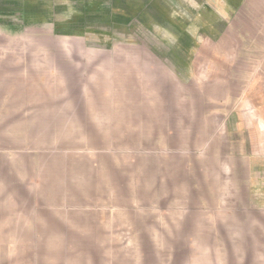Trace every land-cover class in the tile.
Instances as JSON below:
<instances>
[{"label":"rangeland","instance_id":"rangeland-1","mask_svg":"<svg viewBox=\"0 0 264 264\" xmlns=\"http://www.w3.org/2000/svg\"><path fill=\"white\" fill-rule=\"evenodd\" d=\"M65 3L24 15L0 1V264H195L242 248L264 164V0H236L231 31L202 34L201 17L177 30L201 0L175 2L165 26L118 17V0ZM195 54L217 56L218 78ZM211 177L233 221L199 207Z\"/></svg>","mask_w":264,"mask_h":264},{"label":"crops","instance_id":"crops-1","mask_svg":"<svg viewBox=\"0 0 264 264\" xmlns=\"http://www.w3.org/2000/svg\"><path fill=\"white\" fill-rule=\"evenodd\" d=\"M19 1L23 2V4H21L22 5L21 8L24 11V15H27L29 14V12L32 13L34 12L36 14L37 12L41 13L40 9L42 7L40 6H42L44 1H50V9L52 11H55L58 10L60 6H64V5L69 6V4L66 3L61 4L62 2H67V1L73 2L75 0H19ZM82 1L85 2L87 0H82ZM128 1L130 2L129 7L126 5V3H129ZM178 1H190V0H118L119 3L118 6H120L122 9L119 10L118 17L124 18L126 20H130V22H134L136 19L138 21L140 17L146 14L148 18L155 17L157 19L156 22H158V24H161L162 26L170 25L172 23L174 24V22H172L173 20L171 19V17L177 16L178 18H180L182 17L183 14V12L182 14L180 13V15L175 13L176 11L174 9H178L179 4L177 3L176 5L174 4L175 2ZM192 1L195 3L196 0H192ZM243 2L244 0H242V4ZM233 3H236V0H201L200 4L196 3L197 4L196 8L198 10H196L195 12H191L190 16H188L187 14H183L185 21L182 24H184V27L177 25L179 27L177 30L179 31V33L188 34L189 33V30L187 28L188 25L195 22L197 18L201 17L202 21L199 24L200 28L197 29L196 32L202 34L208 31H215V32L231 31L232 25L229 21L230 19L228 18V15L230 14L228 10L237 7L239 9L240 6L242 5V4L236 5ZM223 6L226 7V9ZM123 8H126L127 10L126 9L123 10ZM223 10L226 11L224 12ZM233 14L235 13L233 12ZM188 18L189 21H187ZM213 37H215L214 39H218V36H213ZM204 42L205 44H207L206 38L204 39V41L200 40L196 42L200 44L197 46L195 43L193 47L205 48L208 45H210L209 43L204 47L203 45ZM227 47L230 48L231 46L228 45ZM186 48H190V47L187 46ZM210 48L217 49L222 47L217 46L215 44V45H211ZM215 57L217 56L212 55L211 57H203L201 55L195 54L196 65L200 64L205 66L206 68L205 75L206 77L210 76L211 79L218 78V74H219V62H218L219 59L218 58L216 59ZM224 63L225 62L223 59L222 64ZM212 118L214 117H208L206 119L207 122L212 124L213 123ZM226 143L228 144V142ZM210 155H211L210 157L211 160L219 159V157L216 155L215 156L217 158H215V156L212 153ZM226 158L234 159L231 156L230 157L228 156ZM245 159H249V158H246L245 156L242 157V160ZM260 163L261 162H259L260 167H259L258 183L255 182L252 184V181L254 179L252 181H249L247 200L243 203V207L241 209L242 224L244 228L243 237H244V242L246 243L243 245L242 248L219 249L217 247V248H211L210 250L201 249L199 250L200 254H197L198 257H201V259L196 261L195 264H264V176L261 177V175L264 174L262 172L264 169L263 168L264 164H260ZM249 177H251L250 174ZM206 183H207L206 186L209 187L206 190L208 196H205L204 198L198 200L200 203L199 206L200 208H205L208 205V208H211L212 210H216V211L218 210L219 207L225 208L226 210L227 209L229 210V208H231L232 210L235 209L234 200H232L231 203L230 201H227L226 204H224L222 201H219L220 197L218 196V194L220 192V188H219L220 185L218 184V180L211 177V180L210 181L207 180ZM228 210L226 212L227 213L226 217H228L227 223L230 222L231 219L233 221L235 217L234 211L230 213ZM216 211L214 212L216 217L215 215L211 214L210 218H208V216L205 217L203 220H201V223L213 225L215 221L218 220V213ZM206 215L207 214H205V216ZM210 239L217 241L218 236L214 234ZM207 257H209L210 260H208ZM224 257H226L227 259H220ZM229 258H232L233 260Z\"/></svg>","mask_w":264,"mask_h":264}]
</instances>
